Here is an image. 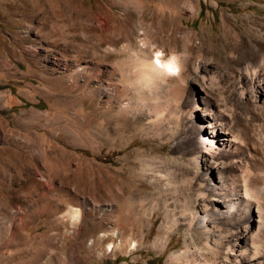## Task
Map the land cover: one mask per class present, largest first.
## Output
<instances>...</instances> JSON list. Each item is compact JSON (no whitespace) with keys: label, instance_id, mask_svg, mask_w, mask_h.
Listing matches in <instances>:
<instances>
[{"label":"rangeland","instance_id":"rangeland-1","mask_svg":"<svg viewBox=\"0 0 264 264\" xmlns=\"http://www.w3.org/2000/svg\"><path fill=\"white\" fill-rule=\"evenodd\" d=\"M157 53L180 76L146 84ZM260 86L264 0H0V264H264V210L198 225L183 143L212 109L263 155Z\"/></svg>","mask_w":264,"mask_h":264},{"label":"bare ground","instance_id":"bare-ground-1","mask_svg":"<svg viewBox=\"0 0 264 264\" xmlns=\"http://www.w3.org/2000/svg\"><path fill=\"white\" fill-rule=\"evenodd\" d=\"M161 55L162 54L157 53L153 59L148 60L145 67H141L142 70L140 72V78L145 79V81L147 82L146 84H149L148 82H151L152 80L154 81V79L159 77V75L161 74L167 75L170 72H177V74L180 76L182 67L178 57L173 55L169 58H163ZM256 68H258V66L254 64H248L245 67V71L249 72L250 70H253V73L255 75L257 74L256 71L258 70H256ZM80 69L81 68L79 67L78 70ZM179 82L180 81L178 80L176 82V85H179ZM260 88L261 92L264 94V87L260 86ZM205 119H207V125H205L204 128L202 127L195 129L193 127L186 133L185 137L183 138V143H189L190 140H195L194 145H188L186 146V149H184L189 159L195 162L197 166H199V164L203 162L210 170L212 169L211 172L216 171L217 173V176L215 173H213L214 176L211 175L212 181L209 183L210 185L207 189L208 191L206 193L200 192V195L202 197H205L206 194L210 192L213 193L209 201L211 200L214 203V210L197 211V215H195V217L197 219L198 225L205 228L206 230L211 229L210 224L214 226L217 223L225 224V226L228 225L231 227L239 228V226H241L242 219L244 217H247L246 210H248V207L256 212L253 213L254 215L256 214V219L259 221L261 218V213L264 210V203L262 209L260 200V198L263 197L264 202V130L263 137L261 136L263 138V155H247L246 149H244L242 145L243 141L241 142L239 140V136L231 128L232 122L230 119L225 117L223 114L221 116L218 115L212 109L208 112H205ZM194 132H197V140L194 138ZM205 132L208 135H206V138H203L202 134H204ZM245 144L247 145V143ZM252 156L255 157L251 158ZM229 167H232V169L234 168L235 170V174L233 177H231V174H227L228 172L226 173ZM154 168H157L156 164ZM205 179L207 180L210 178H204V181H201L202 184L203 182L205 184L209 182V180L205 181ZM254 235V231L246 229L245 235H241L239 237L243 238V241L246 244L244 248L240 247V253H245L249 248L254 247L252 244L253 241L251 242V240L255 237ZM243 241L241 240V242ZM238 243L240 242L238 241ZM115 246L116 248L121 247L119 243L117 245L110 244V248H113ZM235 248L236 247L229 245L227 249L228 253L236 254ZM257 252L254 251V253ZM171 257L174 258L175 256L172 254ZM237 260L239 259L234 258L232 262H235Z\"/></svg>","mask_w":264,"mask_h":264}]
</instances>
